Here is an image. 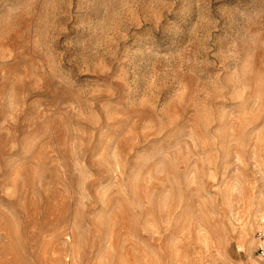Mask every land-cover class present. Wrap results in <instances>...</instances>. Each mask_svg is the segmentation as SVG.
<instances>
[{
	"label": "rangeland",
	"instance_id": "obj_1",
	"mask_svg": "<svg viewBox=\"0 0 264 264\" xmlns=\"http://www.w3.org/2000/svg\"><path fill=\"white\" fill-rule=\"evenodd\" d=\"M264 0H0V264H264Z\"/></svg>",
	"mask_w": 264,
	"mask_h": 264
},
{
	"label": "built area",
	"instance_id": "obj_2",
	"mask_svg": "<svg viewBox=\"0 0 264 264\" xmlns=\"http://www.w3.org/2000/svg\"><path fill=\"white\" fill-rule=\"evenodd\" d=\"M263 259H264V254H263Z\"/></svg>",
	"mask_w": 264,
	"mask_h": 264
}]
</instances>
